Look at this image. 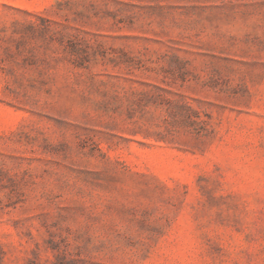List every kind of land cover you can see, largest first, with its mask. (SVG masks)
Returning <instances> with one entry per match:
<instances>
[{"label":"rangeland","instance_id":"1","mask_svg":"<svg viewBox=\"0 0 264 264\" xmlns=\"http://www.w3.org/2000/svg\"><path fill=\"white\" fill-rule=\"evenodd\" d=\"M0 264H264V0H0Z\"/></svg>","mask_w":264,"mask_h":264},{"label":"trees","instance_id":"2","mask_svg":"<svg viewBox=\"0 0 264 264\" xmlns=\"http://www.w3.org/2000/svg\"><path fill=\"white\" fill-rule=\"evenodd\" d=\"M184 108L185 118L190 128V133H194L197 138L208 137L212 132L209 116L205 112L201 115L200 112L192 108L188 102H185Z\"/></svg>","mask_w":264,"mask_h":264}]
</instances>
